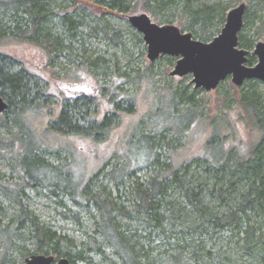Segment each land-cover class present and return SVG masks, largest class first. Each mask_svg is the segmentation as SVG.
Returning a JSON list of instances; mask_svg holds the SVG:
<instances>
[{
  "label": "rangeland",
  "instance_id": "obj_1",
  "mask_svg": "<svg viewBox=\"0 0 264 264\" xmlns=\"http://www.w3.org/2000/svg\"><path fill=\"white\" fill-rule=\"evenodd\" d=\"M58 2L60 5L54 8L55 12L65 10L84 15L81 31L84 30L82 33L86 39L78 51L79 54H84V48L87 46V53L91 55L90 58L98 59V65H90L84 57L80 58V62L64 56L52 59V54H48L41 45L15 38L0 39V55L11 57L16 69L24 65L31 73L32 82H38L41 91L46 94L43 97L47 99L44 103V112L30 116V121L35 133L39 134L46 144L57 147L71 146L72 149L67 152L77 172L74 173L73 167L68 171L71 175L69 177L71 187L81 186L82 182L89 178V173L102 168L104 174L100 177L99 183L104 182L103 184L108 185L115 195L120 194V200L125 205L133 208L130 204L132 195L128 193L130 180H139L146 184L151 175H162L160 168L154 167V164L136 167L134 170L125 169L126 161L120 153L127 151L126 142L131 137H136L135 140L138 141L141 133L152 136V140H156L155 149L163 167L173 162V157L185 165L194 159H199L198 156L201 155L221 157L222 153L229 148H233L244 159L250 156L260 136L258 129L250 120V112L241 102L242 94L250 90L249 84H253L257 93L264 97V81L247 79L244 84L238 86L233 82L232 76H228L218 87L210 91L197 88L195 97L204 118V121L200 123L201 126L190 128L189 135L172 129L157 131L158 126L155 122H147L145 115L154 110L158 112L160 107L168 102L170 94H174L177 89L180 88L190 94L196 87L192 73L184 76L171 74L179 56L162 55L155 61L148 58L147 45L144 39L140 40V37L143 38L142 33L129 21L130 15L143 13L142 1L130 0L132 6L136 7L125 13L109 12L105 0H58ZM198 2L199 4L220 3V12L205 23V30L203 23L192 26L190 14L180 7L164 5L157 17L154 13H147L161 25H177L183 32H191L195 39L209 42L221 33L228 12L245 2L247 8L244 26L239 33L244 37V44L240 47L247 49L249 55L256 57L253 64L247 62V65H254L258 61L254 53L255 46L259 41H264V27L260 24L264 19V3L258 0H200ZM54 20L58 21L57 18ZM103 20L120 32V39L123 42H114L103 33L95 37L87 36L90 32H95L94 28L102 26ZM99 84L103 85L102 92H97ZM85 94L92 97H86ZM76 96L83 98L81 100L86 99V104L79 102L77 105L81 107V114L83 115L85 110L88 112L86 120H80V123L85 126L90 123L98 124L100 120L108 117L109 122L105 124L109 131L107 135H101L99 140H96L88 135L61 136L56 129L49 130L53 124H56L55 120L58 119L62 108H65L64 101L73 104L75 103L73 98ZM66 97L70 98L65 99ZM114 103L117 106L119 104V107H116ZM188 106L189 103L184 100L178 103L180 112ZM197 111L199 110L191 108L174 120L170 119L165 111L158 114V118L153 115L152 117L155 121L161 120L166 126L187 131L190 124L198 120ZM9 113L12 114L9 111L4 113V116ZM14 132L15 129L12 126L10 128L0 123V173L3 174L0 178L4 181L18 179L11 176L13 173L10 163L14 158L1 146L2 142L6 144L14 138ZM18 138L16 140L18 146L14 144L17 152L39 146L37 138L30 133ZM45 155L50 160L58 161L55 154ZM200 160L203 162L202 159ZM196 164L198 163H194L193 167H196ZM25 192L27 197L23 199V202L28 208L44 225L52 227L68 238L62 245L65 252L73 255L77 250L85 249L86 246L83 243L89 242V236H95L98 239L104 253L89 251V258L79 260L76 264H123L114 249L100 237L97 231L96 222H100V213L95 206H90L89 210H86L83 204L75 203L68 195L62 193L56 195L48 186H29ZM0 200L6 206V213L1 217L0 226L4 228L8 223H13L10 220L18 212L19 206L12 205V201L2 191H0ZM210 204L214 207L221 206L219 200H213ZM225 208L227 207L223 209ZM75 214H78L79 220L72 217ZM143 218L130 220L131 228L138 227L142 233L147 232L151 227ZM164 224L170 233L173 226L168 222ZM182 227V224H177L174 229L180 230ZM3 233L0 230V258L4 254L7 258L4 264H23L25 261L23 251L29 254L40 252L37 250L36 240L29 234L20 235V238L19 235L11 237L12 243L9 242L7 248V239ZM211 234H204L200 238L198 233L192 234L203 241L202 246L206 245V248L213 252L207 261L202 260L200 264H259L254 256L246 253L242 239L235 236L230 241V233L223 236H219L221 233H214L212 237ZM157 252L159 253L160 250ZM49 253L52 254V251L50 250ZM65 257L68 256L65 255ZM157 263L175 264L168 257H162ZM184 264L195 263L194 260L186 258Z\"/></svg>",
  "mask_w": 264,
  "mask_h": 264
},
{
  "label": "trees",
  "instance_id": "obj_2",
  "mask_svg": "<svg viewBox=\"0 0 264 264\" xmlns=\"http://www.w3.org/2000/svg\"><path fill=\"white\" fill-rule=\"evenodd\" d=\"M141 1L143 12L154 13L156 17L164 5L180 7L190 14L192 26L203 23L204 30L205 23L221 10L220 3L199 4L200 0ZM258 1L264 3V0ZM58 3V0H0V39L15 38L31 41L41 45L48 54L51 53L52 59L64 56L80 62V58L84 57L90 65H98V59L90 58L91 55L87 53V46L84 48V54H79L80 46L84 45L86 39L82 33L84 30L81 31L84 15L65 10L55 12L54 8L60 5ZM105 4L109 12L125 13L136 7L132 6L130 0H105ZM54 18L58 21L56 22ZM260 24L264 27V19ZM94 31L87 36L95 37L103 33L114 42H123L120 39V32L105 20L103 25L94 28ZM140 40L143 41V38L140 37ZM239 41L242 46L244 44L242 34L239 35ZM10 58L0 55V94L9 104L7 110L0 113V123L10 128L12 126L15 135L10 142L6 144L2 142L1 146L14 158L10 163L13 173L11 176L18 179L4 181L0 178V191L12 201V205H18L19 209L10 220L13 223H8L4 228L0 227L7 239L6 246L9 242L12 243L11 237L19 235L20 238V235L29 234L36 240L38 251L49 253L51 250L58 256L66 255L72 264L89 258V251L104 253L95 236H89V242L83 243L85 249L77 250L73 255L65 252L62 245L68 238L52 227L44 225L23 202L27 197L25 192L27 187L48 186L56 195L62 193L70 196L75 203L83 204L86 210H89L90 206H95L100 213V222H96L97 231L100 237L114 249L123 264H158L157 261L162 257H168L175 264H184L186 258L194 260L195 264H200L202 260L207 261L213 253L206 248V245L202 246L203 241L199 240L208 233L213 234L211 237L214 233H221L219 236L230 233V241L237 236L243 240L246 253L254 256L259 264H264V97L257 93L253 84H249L250 90L242 94L241 100L250 112V120L258 129L260 136L250 156L244 159L233 148H229L221 157L201 155L198 156L199 159H194L185 165L173 157V162L163 167L155 149L156 140H152V136L141 133L138 141L135 140L136 137H131L126 142L127 151L120 153L126 161L125 169L134 170L136 167L154 164V167L160 168L162 175H151L146 184L131 179L128 193L132 195L130 204L133 208H129L120 200V194L115 195L108 185L103 184L104 182L99 183L100 177L104 174L102 168L89 173V178L87 177L88 179H85L81 186L71 187L69 178L71 175L68 171L73 167L74 173H77L73 160L67 152L72 148L70 145L50 146L35 133L30 116L44 112V103L47 99L43 97L46 94L41 91L38 82H32L28 69L24 65L16 69ZM255 60L254 55L248 56L250 64ZM197 90L195 88L193 93L188 94L180 88L177 89L174 94H170L168 102L160 107L158 112L154 110L145 115L147 122H155L158 126L157 131L172 129L189 135L190 128H196L204 121L202 110L199 109L200 105L195 97ZM102 91L103 85L99 84L97 92ZM84 96L92 97L88 94ZM73 99L75 101L73 104L64 101L65 108H62L58 119L55 120L56 124H53L49 130L56 129L61 136L88 135L96 140H99L101 135H107L109 131L105 124L110 118L105 117L98 124L90 123L88 126L81 124L80 120H86L88 112L85 110L82 115L81 107L77 105L79 102L85 103L86 99L81 100L83 98L79 96ZM182 100L187 101L189 106L180 112L178 103ZM115 106L119 107V104ZM191 108L199 110L198 120L192 122L187 131L166 126L161 120L155 121L152 117L153 115L158 118V114L165 111L170 119L174 120ZM9 111L12 114L4 116V113ZM28 133L37 138L39 146L17 152L16 140ZM45 154H55L58 161L50 160ZM196 162L198 164L193 167ZM0 176L3 174L0 173ZM213 200H219L221 206H212L210 202ZM222 206L227 208L220 209L219 207ZM5 213L6 206L0 200V226L1 217ZM72 217L79 220L78 214ZM141 217L151 227L145 233H142L138 227L132 229L129 222L132 219H142ZM164 222L173 226L170 233ZM177 224H182L183 227L175 230ZM193 233H198L199 238L192 235ZM166 238L168 240H165ZM23 255L27 256L29 253L23 251ZM6 260L4 254L0 258V264H4Z\"/></svg>",
  "mask_w": 264,
  "mask_h": 264
},
{
  "label": "water",
  "instance_id": "obj_3",
  "mask_svg": "<svg viewBox=\"0 0 264 264\" xmlns=\"http://www.w3.org/2000/svg\"><path fill=\"white\" fill-rule=\"evenodd\" d=\"M246 8L245 2L232 8L221 33L209 42L195 39L191 32H183L177 25H161L147 12L132 14L129 21L142 33L151 61L162 55L179 56L171 74L184 76L192 73L195 87L210 91L228 76H232L238 86L247 79L264 81V41H259L255 46L254 53L258 61L254 65H247L249 52L240 47L239 33L244 26ZM8 106L0 94V113L7 110ZM52 261L53 255L33 254L27 258L26 264H51ZM58 264L71 262L63 257Z\"/></svg>",
  "mask_w": 264,
  "mask_h": 264
},
{
  "label": "flooded vegetation",
  "instance_id": "obj_4",
  "mask_svg": "<svg viewBox=\"0 0 264 264\" xmlns=\"http://www.w3.org/2000/svg\"><path fill=\"white\" fill-rule=\"evenodd\" d=\"M239 42H240V41H239ZM248 56H249V54H248ZM33 254H44V255H48V256L53 255V256H54V261H52L51 264H58L60 258L65 257V256L54 255L53 253L51 254V253H43V252H34V253H31V254L25 256V261H24L23 264H26V260H27V258H30ZM66 258L69 259V257H66ZM69 260H70V259H69ZM70 262H71V260H70ZM71 264H72V262H71Z\"/></svg>",
  "mask_w": 264,
  "mask_h": 264
}]
</instances>
